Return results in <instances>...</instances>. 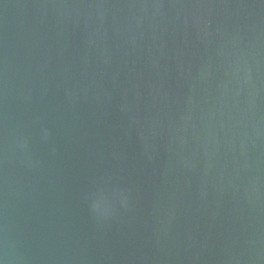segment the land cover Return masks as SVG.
Returning a JSON list of instances; mask_svg holds the SVG:
<instances>
[{
	"label": "water",
	"instance_id": "obj_1",
	"mask_svg": "<svg viewBox=\"0 0 264 264\" xmlns=\"http://www.w3.org/2000/svg\"><path fill=\"white\" fill-rule=\"evenodd\" d=\"M0 264H264V0H0Z\"/></svg>",
	"mask_w": 264,
	"mask_h": 264
},
{
	"label": "clouds",
	"instance_id": "obj_2",
	"mask_svg": "<svg viewBox=\"0 0 264 264\" xmlns=\"http://www.w3.org/2000/svg\"><path fill=\"white\" fill-rule=\"evenodd\" d=\"M43 136H44L45 139L48 137V132H47V130H44V132H43ZM21 146H22V147H25L26 145H21ZM93 211L98 213L99 210H98L96 207H93Z\"/></svg>",
	"mask_w": 264,
	"mask_h": 264
}]
</instances>
